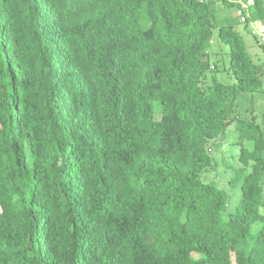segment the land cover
Returning <instances> with one entry per match:
<instances>
[{"label":"trees","instance_id":"1","mask_svg":"<svg viewBox=\"0 0 264 264\" xmlns=\"http://www.w3.org/2000/svg\"><path fill=\"white\" fill-rule=\"evenodd\" d=\"M218 2L264 24V0H0V264H264V119L236 105L264 71L221 24L235 82L202 88ZM230 124L223 218L201 175Z\"/></svg>","mask_w":264,"mask_h":264},{"label":"rangeland","instance_id":"2","mask_svg":"<svg viewBox=\"0 0 264 264\" xmlns=\"http://www.w3.org/2000/svg\"><path fill=\"white\" fill-rule=\"evenodd\" d=\"M213 21L214 35L208 48V67L205 69L202 88L211 85L213 77L226 85H231L235 82L234 77L227 70L229 47L217 37V28L221 24L229 23L237 29L244 39L247 53L264 71V50L258 44L259 42H255L253 36L257 38V35L251 32L253 29L264 31V24L249 22L245 25V22L240 20L235 5L225 6L221 5L220 2L215 4ZM262 80L261 90L252 94L240 93L236 99L238 110L243 112L251 108L261 116V118H258L259 120L264 119V73ZM242 114L244 115V113ZM236 141L237 131L234 125L230 124L221 137L213 142L214 145L210 149L213 163L201 175L202 180L213 181L227 191L228 198L223 211V218H226L235 209L241 194L239 184L230 186L228 182L233 175L234 168L238 165L239 147L236 145Z\"/></svg>","mask_w":264,"mask_h":264},{"label":"built area","instance_id":"3","mask_svg":"<svg viewBox=\"0 0 264 264\" xmlns=\"http://www.w3.org/2000/svg\"><path fill=\"white\" fill-rule=\"evenodd\" d=\"M237 7V14L241 21H245L248 16V3L239 2ZM251 32L257 35V40L259 43H264V31L253 29Z\"/></svg>","mask_w":264,"mask_h":264}]
</instances>
